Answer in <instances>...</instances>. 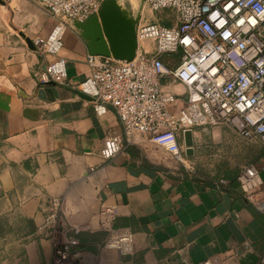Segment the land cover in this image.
I'll return each instance as SVG.
<instances>
[{"label": "crops", "instance_id": "1", "mask_svg": "<svg viewBox=\"0 0 264 264\" xmlns=\"http://www.w3.org/2000/svg\"><path fill=\"white\" fill-rule=\"evenodd\" d=\"M2 3L0 264H57V244L70 250L69 264H262L264 143L234 130L178 135L188 158L208 134L242 153L262 178L254 199L241 192L237 171L210 178L184 172L147 136L105 160V141L123 129L113 109L99 116L77 91L90 73L86 41L69 24L60 53L68 84L41 85L36 74L52 58L39 56L32 40L47 37L55 22L30 0ZM163 60L171 68L180 63ZM163 84L182 106L185 87ZM54 198L62 212L46 227Z\"/></svg>", "mask_w": 264, "mask_h": 264}, {"label": "built area", "instance_id": "2", "mask_svg": "<svg viewBox=\"0 0 264 264\" xmlns=\"http://www.w3.org/2000/svg\"><path fill=\"white\" fill-rule=\"evenodd\" d=\"M30 1L55 22L47 37L32 40L39 56L52 58L36 78L41 85L66 86L67 62L60 53L67 27L87 21L104 0ZM145 9L169 10L176 24L139 23L136 57L119 61L88 55L89 76L77 86L97 115L113 109L121 122L123 133L105 141L102 157L111 160L135 137L147 136L177 160L183 157L178 135L197 127L225 126L264 143V0H145ZM179 54L175 68L163 62L164 56ZM164 80L185 87L182 106ZM236 181L248 199L263 183L254 164L244 165ZM62 207L61 199L51 200L46 227L58 224ZM117 244L125 250L122 241Z\"/></svg>", "mask_w": 264, "mask_h": 264}, {"label": "rangeland", "instance_id": "3", "mask_svg": "<svg viewBox=\"0 0 264 264\" xmlns=\"http://www.w3.org/2000/svg\"><path fill=\"white\" fill-rule=\"evenodd\" d=\"M2 1L4 3L8 0H2ZM120 1L124 8L125 6L129 7V9L133 12V15L134 16L136 15V13L139 10L138 6L137 8L134 9L132 5L129 6L130 0H120ZM131 2L133 5H137V0H131ZM138 5L140 6V3H138ZM141 22L143 24H147L149 22H159L162 25L172 27L176 24V16L173 12L169 10H162L157 13H151L150 10L145 9ZM148 44L149 43L147 42L145 43L146 49L148 51H152L153 46L152 45L150 46ZM173 57L175 59L176 58L180 59L179 55H175ZM167 84H169L168 81ZM179 99H181V97ZM192 130H233V129L225 126H215V127H197V128H193ZM179 138L180 139H178L179 140L178 143L179 146L181 147L180 151L185 162L183 163L177 161L178 164L177 166L180 170H183L184 172H189L200 177H208V178L222 177V175L227 174L228 171H237L239 174L241 168L244 165L248 164L247 162L245 163V158L243 157L242 153H238L236 151L233 153L231 145H227L225 142H215L211 138V134L202 136V138L197 144L195 151H193V153H195L194 157L188 158L186 157V154L183 151L184 144L182 143V139L181 137ZM174 160L176 161L175 158ZM234 164H236L237 166H235ZM255 201L258 202L257 197H255ZM258 204L260 205L261 202ZM57 251L60 252L57 253L56 255L57 262L60 260V263L62 264H69V262L65 263L64 261H67L69 259L71 255L70 250L68 248L59 246ZM262 264H264V258Z\"/></svg>", "mask_w": 264, "mask_h": 264}, {"label": "water", "instance_id": "4", "mask_svg": "<svg viewBox=\"0 0 264 264\" xmlns=\"http://www.w3.org/2000/svg\"><path fill=\"white\" fill-rule=\"evenodd\" d=\"M144 4L145 0H140V9ZM129 11L131 14L127 16L125 8L119 6L117 0H104L98 12L87 21L73 24L86 41L90 55L112 57L119 61H132L136 57L137 26L141 19L139 13L134 16ZM79 95L90 99L82 93Z\"/></svg>", "mask_w": 264, "mask_h": 264}, {"label": "bare ground", "instance_id": "5", "mask_svg": "<svg viewBox=\"0 0 264 264\" xmlns=\"http://www.w3.org/2000/svg\"><path fill=\"white\" fill-rule=\"evenodd\" d=\"M140 1V0H139ZM138 0H137V5H133L132 4V2H131V0H130V3H129V5H132V7L135 9V8H137V6L139 7V10H138V12L137 13H139V15H140V19H142V16H143V13H144V7H143V9H140V6L138 5V3H140ZM117 2H118V4H119V6H122L120 3V1L119 0H117ZM136 13V14H137ZM125 14L128 16L129 14H131V12L129 11V9L125 6ZM140 22H141V20H140ZM179 161H183V157H178L177 158Z\"/></svg>", "mask_w": 264, "mask_h": 264}, {"label": "trees", "instance_id": "6", "mask_svg": "<svg viewBox=\"0 0 264 264\" xmlns=\"http://www.w3.org/2000/svg\"><path fill=\"white\" fill-rule=\"evenodd\" d=\"M179 58H180V54H179ZM163 62H164V60H163ZM165 63V62H164ZM166 64V63H165ZM166 65H168V64H166ZM168 66H170V65H168Z\"/></svg>", "mask_w": 264, "mask_h": 264}]
</instances>
